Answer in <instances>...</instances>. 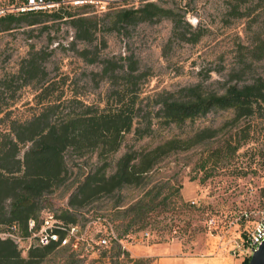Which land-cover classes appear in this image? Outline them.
<instances>
[{"label": "rangeland", "instance_id": "rangeland-1", "mask_svg": "<svg viewBox=\"0 0 264 264\" xmlns=\"http://www.w3.org/2000/svg\"><path fill=\"white\" fill-rule=\"evenodd\" d=\"M154 1L174 10L176 27L171 18L164 17L111 28L110 12L144 2L126 0L104 11L68 8L71 14L96 16L97 31L91 42L74 38L67 17H45L41 23H21L0 31V117L22 119L36 112V94L43 85L48 89L40 98H59V109L79 105L69 102L76 99L103 106L111 90L123 82L120 65L126 69L132 65L136 68L133 73L139 75L133 90L137 89L140 127L145 129L150 120L151 130L143 137H138L134 127L127 132L118 151L107 158L111 166L127 150L150 149L204 128L214 130L211 137L162 157L145 175L142 186H127L73 207L75 221L86 229L85 238L92 244V249L82 253L90 251V256L75 257L56 249L39 264H149L152 258L140 255L148 243L167 246L168 257L179 253L197 257V264H241L246 257L250 259L246 247L237 250L236 257L218 249L214 236L220 230L211 229L213 236L208 235L207 221L212 217L224 226L233 213L264 211V116L236 119L229 110H216L180 126L166 125L153 116L159 94L194 84L221 93L231 84L264 75V60L251 62L249 56L255 32L264 26V5H258V0ZM14 2L0 0V6ZM82 50L84 54H80ZM33 52L41 55L44 74L29 79L22 67ZM106 60H113L118 71L103 75ZM5 124L1 121L0 127L5 128ZM64 159L66 181L42 200V210L57 215L68 207L67 196L76 174L102 162L95 152L79 155L72 149L64 152ZM147 190L151 191L143 201L149 210L144 226L140 229L142 223H135L118 239L128 220L114 215L115 202L120 199L124 207ZM155 196L154 203L148 202ZM243 226L241 222L240 231L245 236ZM100 236L106 237L107 243L117 238L129 254L110 258L108 252L107 257H100L98 253L104 248L96 243ZM26 251L20 249V255L25 256Z\"/></svg>", "mask_w": 264, "mask_h": 264}, {"label": "trees", "instance_id": "trees-1", "mask_svg": "<svg viewBox=\"0 0 264 264\" xmlns=\"http://www.w3.org/2000/svg\"><path fill=\"white\" fill-rule=\"evenodd\" d=\"M258 3L260 6L264 5L261 0H258ZM258 5L255 7H259ZM174 16L173 9L154 0H144L138 7L119 8L108 14L111 28L124 23L153 22L164 17L171 18L176 27L177 21ZM45 17L51 19L67 17L74 30V38L78 40L91 42L97 31L98 21L95 15L71 14L67 8H59L52 12L6 13L0 16V31L9 30L21 23L29 26L41 23L45 21ZM183 36V39H189ZM84 53L85 50L80 51V54ZM249 56L251 62L264 60V26L256 30L249 48ZM41 62L39 53H30L22 67L29 79L35 77L37 73L44 74ZM111 64H114L113 60L104 62L101 70L103 75L118 71L116 65L111 67ZM120 68L124 77L123 82L111 90L103 106L86 104L79 99L71 98L75 100L69 101L71 105L75 103L79 105L71 109H59L62 101L59 98L52 100L40 98L48 89V85H43L36 94L38 97L36 112L22 119L0 117V122L6 123L5 128L0 127V264H39L48 253L56 249L66 250L75 257L90 256L92 253L74 252L67 246H58L56 242H50L42 246H31L25 256H21L20 249L12 238L1 237L4 233H12L22 238L28 236L29 219L34 221L32 230L39 227L40 219L45 212L42 210L43 198L67 179L68 170L64 159V152L67 149H72L79 155L95 152L98 161H102L89 170L76 174L72 182L74 186L67 196L68 207L59 215L53 214L64 224L80 225L75 221L73 207L83 206L102 195L118 193L127 186H142L145 175L153 170L162 157L178 149H187L211 137L210 133L214 130L204 128L184 138H169L150 149L127 150L111 166L107 158L118 151L127 132L134 127L138 137H143L151 130L150 120L145 129L140 127L137 89L133 90L139 77L133 73L136 68L132 65L127 69L120 65ZM156 103L158 108L153 117L166 125L180 126L216 110H229L236 119L249 116L263 117L264 75L242 84H231L221 93L208 91L201 84L190 85L176 92L159 94ZM239 145L237 144L235 149ZM150 191H145L138 200L124 207L119 204L120 199L115 202L114 215L117 213L123 221L128 220L118 239L128 233L129 226L139 222L142 223L140 229L144 226L149 210L147 203L143 201ZM156 198L157 196L152 197L148 202L154 203ZM117 238H111L106 245L100 246L104 248L98 255L107 257L108 252L111 253L110 258L119 257L122 253L128 255V251ZM248 262L249 256L241 264Z\"/></svg>", "mask_w": 264, "mask_h": 264}, {"label": "built area", "instance_id": "built-area-1", "mask_svg": "<svg viewBox=\"0 0 264 264\" xmlns=\"http://www.w3.org/2000/svg\"><path fill=\"white\" fill-rule=\"evenodd\" d=\"M126 0H15L10 6H0V16L13 12L25 13L32 11L52 12L59 8L86 7L96 11H104ZM241 222H244L245 236L241 234ZM33 219L27 221L30 233L26 237H20L12 233L1 234L13 239L21 250H27L31 246H42L50 242H56L58 246H67L71 251L83 252L92 249L91 242L85 238L86 229L79 225L64 224L50 212H43L39 227L32 230ZM208 235L213 236L211 229H219L216 234V247L222 252L237 256V250L246 247L249 254L264 240V211L256 213L241 211L233 213L224 226H219L214 218L207 221ZM13 230V228H11ZM97 244L106 245L107 239L100 236Z\"/></svg>", "mask_w": 264, "mask_h": 264}, {"label": "crops", "instance_id": "crops-1", "mask_svg": "<svg viewBox=\"0 0 264 264\" xmlns=\"http://www.w3.org/2000/svg\"><path fill=\"white\" fill-rule=\"evenodd\" d=\"M169 246H172L169 244ZM165 247L159 244H147L142 247L140 255L151 257L149 264H197V257H189L183 253H179L176 257H168L170 252L165 251Z\"/></svg>", "mask_w": 264, "mask_h": 264}, {"label": "water", "instance_id": "water-1", "mask_svg": "<svg viewBox=\"0 0 264 264\" xmlns=\"http://www.w3.org/2000/svg\"><path fill=\"white\" fill-rule=\"evenodd\" d=\"M248 264H264V240L252 250Z\"/></svg>", "mask_w": 264, "mask_h": 264}]
</instances>
